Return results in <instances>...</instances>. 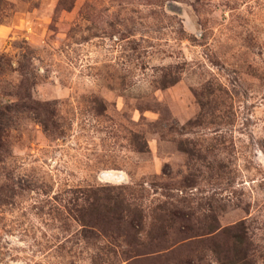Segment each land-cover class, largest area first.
Here are the masks:
<instances>
[{"label":"rangeland","instance_id":"obj_1","mask_svg":"<svg viewBox=\"0 0 264 264\" xmlns=\"http://www.w3.org/2000/svg\"><path fill=\"white\" fill-rule=\"evenodd\" d=\"M236 234L264 264V0H0V264H225Z\"/></svg>","mask_w":264,"mask_h":264},{"label":"trees","instance_id":"obj_2","mask_svg":"<svg viewBox=\"0 0 264 264\" xmlns=\"http://www.w3.org/2000/svg\"><path fill=\"white\" fill-rule=\"evenodd\" d=\"M204 105V104H203ZM137 139L135 140V143L137 145L138 150L141 151H145V149H149L148 148V144L147 141L145 140L144 136L142 135H137L136 136ZM122 204L125 205V200H121ZM129 206V205H127ZM130 209V207H127ZM131 210V209H130ZM122 214V219L123 218H128L129 217V213L125 212V211H121ZM168 218L167 221H171V216L169 214H167ZM171 227V226H170ZM246 232V231H245ZM243 234H236L233 237V260L232 261H228L225 264H249V255H248V250L250 249L249 246V242L244 240V237L242 236ZM246 235V233H244V236Z\"/></svg>","mask_w":264,"mask_h":264}]
</instances>
